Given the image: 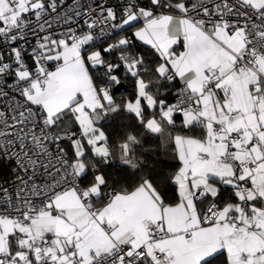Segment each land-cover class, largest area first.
Returning <instances> with one entry per match:
<instances>
[{
  "label": "snow or ice",
  "instance_id": "6c2138e0",
  "mask_svg": "<svg viewBox=\"0 0 264 264\" xmlns=\"http://www.w3.org/2000/svg\"><path fill=\"white\" fill-rule=\"evenodd\" d=\"M0 264H264V0H0Z\"/></svg>",
  "mask_w": 264,
  "mask_h": 264
},
{
  "label": "trees",
  "instance_id": "16d2710c",
  "mask_svg": "<svg viewBox=\"0 0 264 264\" xmlns=\"http://www.w3.org/2000/svg\"><path fill=\"white\" fill-rule=\"evenodd\" d=\"M112 41H108L110 43ZM106 46V45H105ZM137 53H142L145 55L147 60H151L153 57L150 54V50L147 46L140 45L137 42V47L134 49ZM164 87H167L165 85ZM163 91V88L161 89ZM134 91L131 81L126 82L125 86L120 88L118 92H115V98L119 101L121 98L131 97ZM171 102V96H169ZM179 123V118H177ZM128 119L126 115L116 116L110 118V123H105L103 130L111 138L112 141H118L119 138L128 129ZM140 134L139 132L137 133ZM142 149L137 153L141 159L147 161L149 167L152 170V175L156 176L157 181L160 186L166 187L170 184V181L166 180V177L174 170L175 165L178 163L173 158V149L168 146L167 149L161 144L160 138L156 136H143L141 138ZM110 171L115 172L116 169H110ZM159 174V175H157ZM171 194V193H170Z\"/></svg>",
  "mask_w": 264,
  "mask_h": 264
},
{
  "label": "built area",
  "instance_id": "2783aa9c",
  "mask_svg": "<svg viewBox=\"0 0 264 264\" xmlns=\"http://www.w3.org/2000/svg\"><path fill=\"white\" fill-rule=\"evenodd\" d=\"M69 2H71V0H69ZM109 3H117V0H108Z\"/></svg>",
  "mask_w": 264,
  "mask_h": 264
}]
</instances>
